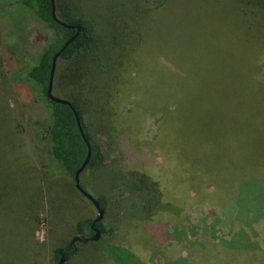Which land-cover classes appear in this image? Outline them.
<instances>
[{"label": "trees", "instance_id": "1", "mask_svg": "<svg viewBox=\"0 0 264 264\" xmlns=\"http://www.w3.org/2000/svg\"><path fill=\"white\" fill-rule=\"evenodd\" d=\"M5 1L0 20L28 12L52 33L33 56L19 52L21 70L8 73L0 61V209L10 211L17 206L13 196H26L23 225L28 229L24 247L28 262L41 261L38 250L28 258L29 238L43 202L49 207L50 182L55 188L65 182L84 199L72 180L86 153L75 114L90 146L79 184L89 183L103 216L110 210L108 194L129 177L141 197L138 220L154 234H161L153 218L162 204L182 211L194 200L206 201L220 212L217 221L226 228L228 239L201 240L199 264H264V122L252 117V107L247 111L251 102L241 105L237 99L244 95L250 100L253 93L264 99V0H226L228 8H221L228 23L226 43L215 40L214 45L203 42L207 39L200 34L203 26L192 22L198 18L182 10L185 0H54L55 16L80 27L55 60L51 87L52 94L66 99L73 111L48 100L45 89L53 54L75 30L51 18L49 0ZM222 1L211 0L216 9ZM11 6L21 12L7 14ZM149 12L160 19L168 12L169 18L162 20L164 33L150 47L138 23ZM228 48L239 59L231 68L221 61ZM150 56L156 60L153 67L147 63ZM23 87L32 103L44 104L45 116L30 126L18 125L22 115L15 100L13 106L9 103L14 99L12 89ZM149 116L155 126L152 140L141 136ZM23 129L43 139L38 150L44 161L34 148L35 158L29 157L23 170L18 168L22 173L17 177L13 167L25 158L22 153L35 154L22 148ZM152 144L159 154L157 162L142 151ZM15 182L27 193L22 187L15 191ZM36 192L38 202L27 208ZM48 213L51 228L58 226V217L49 209ZM91 219L79 216L72 234L89 236ZM94 227L101 236L115 230L102 220ZM68 242L52 248L54 264L60 255L67 257ZM105 252L115 263L124 264L122 249L111 247Z\"/></svg>", "mask_w": 264, "mask_h": 264}, {"label": "rangeland", "instance_id": "2", "mask_svg": "<svg viewBox=\"0 0 264 264\" xmlns=\"http://www.w3.org/2000/svg\"><path fill=\"white\" fill-rule=\"evenodd\" d=\"M6 3L5 0H0V10L3 6H6ZM219 3L218 9H216V6L213 7L211 0H185L181 4L182 10L189 11V17L198 18L192 21L194 26H203V31L201 30L200 34L207 38L203 40L204 43L208 41L214 45L215 40H219L221 44L226 43L223 40V35L228 29V23L223 21L222 16L226 15L224 9L228 8L227 1L223 0L222 3ZM87 6L89 8V4ZM222 6L224 9H221ZM19 10L17 6H11L6 13H19L21 12ZM168 12L162 19L158 18L154 12H149L148 15L140 17L138 21L139 26H142L140 33L147 46L150 47L151 43L153 45L157 36L164 33L160 27L162 28V20L166 19ZM147 16L149 17L147 18ZM51 38L52 33L28 12L20 17L0 20V61L2 70H7L8 73L12 69L21 70L19 52L26 56H33ZM150 40L151 42H149ZM222 56L224 59L221 61L226 63L229 68L239 64L237 54H233L229 48ZM147 63L153 67L156 60L153 56H150L147 58ZM254 86L258 87L259 84L255 83ZM12 91L11 95L14 99H10L9 103L12 105V100H15L18 111L22 115V122L17 121L18 125L26 126V123H28L30 126V123L32 124L34 121L37 123L35 119L45 116L43 102L32 103L30 101L31 94L26 88L12 89ZM237 99L241 102V105L242 102H251L250 106H246L247 111H251L252 107V111H254L252 117L264 122V99H260L256 93L252 94L250 100L244 95ZM154 130L153 120L149 116L144 121L142 138L152 140ZM38 137V134L36 136L30 130L28 132L23 129L22 148L24 151H32L35 154L28 153V156L22 153L25 158L16 163L17 168L13 167L15 176L20 177L22 172H19L18 168L23 167L21 169L23 170L25 163L29 162V157L33 161L37 153L34 148L38 150L42 147L40 141L43 139L40 140ZM259 148H263V146H259ZM142 151L150 160L154 162L159 160L158 151L153 144L144 147ZM38 152L40 158L44 161L43 153L41 150H38ZM250 152L252 151H247V153ZM247 156L249 155L247 154ZM64 178L65 180L68 179L67 177ZM15 184L17 185L14 190L22 191L19 189L22 186L17 182ZM67 185L63 182L55 188L50 182L51 188L47 193L49 197L48 209L52 216L58 217L59 225L51 228L45 202H43L41 212L38 214L37 224L36 218L33 223L34 230L29 238L28 258L32 256V252L35 253L38 250L40 252V264H54L51 260L52 248L55 246L63 247L66 242L71 240L74 236L72 234L73 223L79 216L83 214V216L93 218L95 215V210L90 203L72 192ZM81 186L89 194L95 196L86 180ZM24 191L27 193L26 187ZM38 196L39 194L36 192V199H29L30 203L26 207L31 208V205L37 203ZM25 197L13 196L17 206H11L10 211H6L7 209L4 208L0 209V264H30L24 252V247L27 244L25 233L28 232V229L23 225V199ZM108 197L110 210L106 216H103L102 221L105 224L113 225L114 233L106 236L99 235L98 239L94 241H75L73 244L74 249L68 253L62 264H120V262L115 263L113 261L114 257L107 255L105 252L111 247H118L125 251L124 264H199L197 257L202 248L201 240L212 237V241L218 243L221 240L228 239L226 228L217 221L221 218L220 212L209 202L204 201L203 204H199L194 200L182 211H178L175 207L166 203L160 205L155 218H153V221L157 222L156 227L161 232L160 235H157L158 232L152 233L142 225L144 221L138 220L141 213V197L133 188L129 177L122 178L118 183L117 190L110 192ZM49 228H51L50 232H48ZM48 233H50L49 239L51 241L47 238ZM95 249H98V251ZM126 251L132 255L131 259L127 258ZM35 259L38 262L37 257Z\"/></svg>", "mask_w": 264, "mask_h": 264}, {"label": "water", "instance_id": "3", "mask_svg": "<svg viewBox=\"0 0 264 264\" xmlns=\"http://www.w3.org/2000/svg\"><path fill=\"white\" fill-rule=\"evenodd\" d=\"M50 1V14H51V18L58 23L59 25L65 27V28H69V29H74L75 32L74 34L63 44V46L53 54L52 58H51V62H50V68H49V73H48V80H47V85H46V89H45V96L48 100L55 102V103H59V104H63L66 105L70 108V110L73 111V108L71 107V105L69 104V102L66 99L57 97L55 95L52 94L51 92V87H52V80H53V73H54V67H55V60L58 56V54L62 51V49L78 34V32L80 31V27L78 25H72V24H65L64 22H62L61 20H59L54 13V0H49ZM74 118H75V122H76V126L78 129V132L83 140V142L85 143L86 146V153L84 156L83 161L81 162V164L78 166V168L74 171L73 176H72V180H73V185L75 190L85 199L87 200L91 206L93 207V209L95 210V215L94 217L91 219V222L89 224V228L92 231V234L88 237H84L83 234H79V235H74L72 236L71 240L68 242L67 245V249L70 248L75 241H80V242H87V241H94L97 240L100 233L97 230V228L94 227V224L96 222H99L102 220L103 218V210L99 207L98 202L93 198V196L91 194H89L87 191H85L79 184V173L84 169V167L86 166L89 156H90V146L88 141L86 140V138L84 137L83 133H82V129L80 127L79 121L77 119V116L74 114ZM64 257L62 255L59 256L58 260L56 261V264H62L64 261Z\"/></svg>", "mask_w": 264, "mask_h": 264}, {"label": "flooded vegetation", "instance_id": "4", "mask_svg": "<svg viewBox=\"0 0 264 264\" xmlns=\"http://www.w3.org/2000/svg\"><path fill=\"white\" fill-rule=\"evenodd\" d=\"M84 232H85V231H84ZM91 234H92V233H91ZM91 234H90V235H91ZM90 235H89V236H90ZM86 237H88V236H86ZM65 250H66L67 253H70V252L72 251V249H70V248H69V249L65 248ZM58 253H61V250H58Z\"/></svg>", "mask_w": 264, "mask_h": 264}]
</instances>
